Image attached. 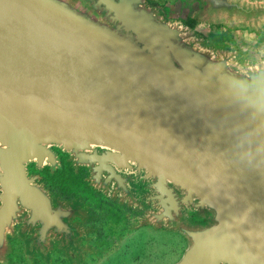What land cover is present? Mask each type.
Returning a JSON list of instances; mask_svg holds the SVG:
<instances>
[{"label":"water","instance_id":"obj_1","mask_svg":"<svg viewBox=\"0 0 264 264\" xmlns=\"http://www.w3.org/2000/svg\"><path fill=\"white\" fill-rule=\"evenodd\" d=\"M174 1L0 0V264L16 233L26 264H50L53 242L81 251V200L27 174L57 166L53 147L95 190L144 204L140 226L180 234L174 264H264V56L240 65L149 5ZM185 1L203 23L264 25V0Z\"/></svg>","mask_w":264,"mask_h":264},{"label":"crops","instance_id":"obj_2","mask_svg":"<svg viewBox=\"0 0 264 264\" xmlns=\"http://www.w3.org/2000/svg\"><path fill=\"white\" fill-rule=\"evenodd\" d=\"M254 33L259 38L257 44L264 46V25ZM263 56L264 48L259 61ZM88 186L80 183L79 187L66 188L67 194L80 199L83 208L91 215V221L86 224L79 222L88 230L78 241L81 253L71 260L59 243H53L49 253L50 264H174L181 257L186 241L180 234L155 229L151 225L140 226L139 219L143 211L139 212L120 202H111L113 200ZM28 237L17 233L10 236L14 238L9 242L11 251L15 252L13 241L23 245L22 240ZM23 261L25 263V254ZM11 262L12 256L8 257V263Z\"/></svg>","mask_w":264,"mask_h":264},{"label":"rangeland","instance_id":"obj_3","mask_svg":"<svg viewBox=\"0 0 264 264\" xmlns=\"http://www.w3.org/2000/svg\"><path fill=\"white\" fill-rule=\"evenodd\" d=\"M149 5L157 8L165 19L181 22L189 27L193 36L200 40V46L203 48L236 51L240 54L237 59L240 65L243 63L254 64L257 60L259 61V58L261 59L264 46L257 44L256 41L259 38L255 35L254 30L242 28L241 26L228 28L223 23L208 24L198 21L197 14L200 5L197 1L175 0L174 2H166L163 5H158L155 2L149 3ZM45 179L54 188L59 187L58 185L61 186L64 182L66 186L75 183L73 177L67 171L64 174L54 176L45 175ZM13 246L15 252L11 251L8 255V257L12 256L11 264H25L23 261L24 246L17 245L14 241ZM31 264L43 263L39 256L35 255Z\"/></svg>","mask_w":264,"mask_h":264},{"label":"flooded vegetation","instance_id":"obj_4","mask_svg":"<svg viewBox=\"0 0 264 264\" xmlns=\"http://www.w3.org/2000/svg\"><path fill=\"white\" fill-rule=\"evenodd\" d=\"M52 151L58 157V164H57L56 167H53L52 168L50 166H45L42 169H37L34 163H30V164H28L26 166L27 167V174L28 175H39L41 177V180L38 181V183H43L44 184V187L46 189H48L54 195H57L60 200H62L64 202H67V203L68 202H71L72 200L75 199V197H74V195H68L66 188H67V186H74V187L75 186H78L79 187L80 186V183H85V184L89 185V182H87V180H86V178L89 175L88 168L87 167H84V166H80L78 168V170H75L74 167L72 166V163L69 161L68 154L62 152L57 147H53L52 148ZM65 171H67V172H69L71 174V176L73 177V179H74V181H75L76 184L74 183L73 185H67L66 186V183L64 182L61 186L58 185L59 187H55L54 188V187H52L51 185H49L46 182L45 175L54 176L56 174H61V173L64 174ZM88 187L93 188L90 185ZM131 189H133V193H134V195L136 197V200L141 201L140 195H141V192L144 190V184L141 183L138 179H135L133 181V187ZM95 191H97V190H95ZM98 193L101 194V192H98ZM106 197L109 200L110 199L113 200L111 202H114V203H117V204L119 202V197H117V199H115V200L112 199V197H110V196H106ZM123 205L128 206L127 205V202H123ZM131 208L138 209L139 212H142L143 210L146 209V206L144 204H142V206L135 205V206H132ZM87 215H88L87 220L83 221L81 219L76 218V219L73 220V222H77V223H79V222H82L83 223L84 222L86 224L87 222L91 221V215H89V213H87ZM17 228H18V226H16V229ZM8 240L10 242V241L14 240V238H10V236H8ZM22 242H23V245H24V242L25 241L22 240ZM53 243H58V242H53ZM80 253H81V251L77 252V257H78V255ZM70 259L71 260H74L73 258H70Z\"/></svg>","mask_w":264,"mask_h":264}]
</instances>
